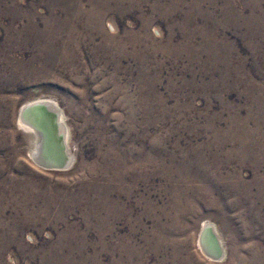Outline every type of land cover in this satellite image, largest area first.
<instances>
[{
	"label": "rangeland",
	"instance_id": "obj_1",
	"mask_svg": "<svg viewBox=\"0 0 264 264\" xmlns=\"http://www.w3.org/2000/svg\"><path fill=\"white\" fill-rule=\"evenodd\" d=\"M0 264H264V0H0Z\"/></svg>",
	"mask_w": 264,
	"mask_h": 264
},
{
	"label": "bare ground",
	"instance_id": "obj_2",
	"mask_svg": "<svg viewBox=\"0 0 264 264\" xmlns=\"http://www.w3.org/2000/svg\"><path fill=\"white\" fill-rule=\"evenodd\" d=\"M33 104H39L36 113H31L32 115L27 114L25 116L28 122L24 121L23 119L22 121L34 128L38 135V159L41 162L50 165H60L62 164L63 160L68 163L70 159L66 150L63 149L66 147H63L65 144L61 135L62 133L60 132L61 122L59 121L58 111H56L52 103L41 100L25 105L22 109V112L27 111ZM41 104H47L48 111L50 113H46L44 107H42ZM57 132L58 136H56ZM62 150L65 151V158H63L64 156L62 155ZM215 238L217 239L216 243ZM201 241L206 250L212 253L214 256H219L221 254L222 249L219 244V238L211 224L206 223L204 225Z\"/></svg>",
	"mask_w": 264,
	"mask_h": 264
},
{
	"label": "water",
	"instance_id": "obj_3",
	"mask_svg": "<svg viewBox=\"0 0 264 264\" xmlns=\"http://www.w3.org/2000/svg\"><path fill=\"white\" fill-rule=\"evenodd\" d=\"M39 105V104H38ZM38 105L37 104H33L32 106H30L31 108H29L27 111H24V112H22L21 113V118L24 120V121H26V122H28L27 121V119H26V115L28 114V115H32L31 113H33V114H35L36 113V111H37V107H38ZM42 105V107H44V109H45V112L46 113H50L49 111H48V105L47 104H41ZM62 142V141H61ZM63 145V144H62ZM63 147H65V146H63ZM63 149H65L66 150V148H63ZM63 151V158H65V151L64 150H62ZM45 164V163H44ZM47 166H50V167H54V168H64V167H66L67 165H68V163L67 162H65L64 160H63V162H62V164H60V165H50V164H46ZM61 166V167H60ZM217 242V239L215 238V243Z\"/></svg>",
	"mask_w": 264,
	"mask_h": 264
}]
</instances>
